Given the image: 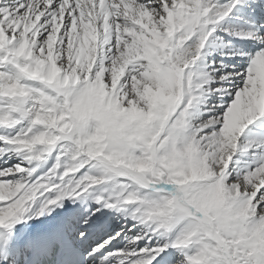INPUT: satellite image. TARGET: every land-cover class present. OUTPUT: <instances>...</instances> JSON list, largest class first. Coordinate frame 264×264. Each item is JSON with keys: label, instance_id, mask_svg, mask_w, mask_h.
<instances>
[{"label": "snow or ice", "instance_id": "snow-or-ice-1", "mask_svg": "<svg viewBox=\"0 0 264 264\" xmlns=\"http://www.w3.org/2000/svg\"><path fill=\"white\" fill-rule=\"evenodd\" d=\"M0 264H264V0H0Z\"/></svg>", "mask_w": 264, "mask_h": 264}]
</instances>
